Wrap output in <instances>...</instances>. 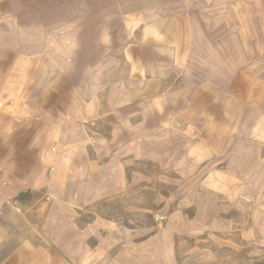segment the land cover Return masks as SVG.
Instances as JSON below:
<instances>
[{
  "label": "crops",
  "instance_id": "crops-1",
  "mask_svg": "<svg viewBox=\"0 0 264 264\" xmlns=\"http://www.w3.org/2000/svg\"><path fill=\"white\" fill-rule=\"evenodd\" d=\"M142 2L0 0V214L6 213L0 215V224H51L44 207L27 197L49 194L59 201L53 210L49 207L48 213L54 214L69 195L61 182L110 179L109 167L117 160L99 161L95 146L108 157L111 139L119 147L127 133L136 137L143 125L157 129L169 118L185 127L201 150L233 149L231 161L214 171L247 184L230 196L264 199V0H211L214 7L201 12L196 7L205 5V0H187L185 4L193 8H185L181 18L185 31L146 30L152 47L141 42L94 45L87 36L85 46L73 47L64 40L73 34L51 40L39 33L41 28L77 21L81 4L89 7L85 22L90 28L97 25L99 15L113 14L116 8L111 5L128 10L141 8ZM205 12L211 14L202 16L204 23L197 27L198 15ZM180 36H185V50H174L171 71L159 72L158 68L169 70V60L158 53L163 48L165 53L172 51L171 45L180 47ZM192 36L200 38L201 52H213L219 63L229 54L231 64L224 67L230 78L225 86L215 78L205 79L201 68L180 79L174 76L176 68L189 65ZM255 37H262V42ZM111 75L115 78L109 81ZM102 84L107 87L101 88ZM202 156L203 152L197 158ZM94 170L101 175L95 177ZM90 185L84 196L92 198ZM35 205L39 207L33 210ZM6 264L76 263L62 251H39L11 256Z\"/></svg>",
  "mask_w": 264,
  "mask_h": 264
},
{
  "label": "rangeland",
  "instance_id": "rangeland-1",
  "mask_svg": "<svg viewBox=\"0 0 264 264\" xmlns=\"http://www.w3.org/2000/svg\"><path fill=\"white\" fill-rule=\"evenodd\" d=\"M185 1L143 0L141 8L130 6L128 10L111 5L110 8H116L111 10L113 14L108 11L112 15H99L97 25L90 28L85 22L89 7L81 4L77 6L80 17L77 21L63 22L60 28H41L39 33L51 40L73 34V38L64 39L73 47L85 46L87 39L100 46L141 42L152 47V37L144 36L146 30L180 27L185 31L181 18L190 5ZM205 2L196 7L199 12L214 7L211 0ZM225 6L218 7L225 9ZM208 14L211 13L198 15L197 27L204 23L202 16ZM135 17L141 19L133 20ZM178 39L180 47L184 45L182 48L173 49L171 45L168 50L172 51L165 53L163 48L158 53L161 59L169 60V70L158 68L159 72H170L173 51L185 50V36ZM255 40L261 43L263 38ZM200 44V38H190L189 65L176 68L174 76L180 79L201 68L205 79L215 78L225 86L230 78V70L224 67L231 64L229 54L219 63L213 52L202 53ZM192 85L191 79L189 86ZM104 86L107 84L101 88ZM154 127L143 125L136 137L127 133L125 143L119 147L117 140L111 139L108 157L102 148L95 146L93 152L99 161L117 160V164L109 167L110 179L87 184L61 182L67 186L69 195L63 197L65 206L58 205L54 214L48 213L49 207L59 201L49 194L27 197L30 203L38 201L44 207V215L51 224H0V264H6L11 256L39 251H62L76 264H264L263 197L230 196V192L245 189L247 184L214 172L231 161L233 149L221 152L199 149L196 138L173 118L167 120V125L164 122L157 129ZM98 142L95 140L100 145ZM202 152V158L198 159ZM94 175L101 172L94 170ZM76 183L77 187L70 189ZM90 183L92 198L84 196ZM37 207L33 206V210Z\"/></svg>",
  "mask_w": 264,
  "mask_h": 264
}]
</instances>
